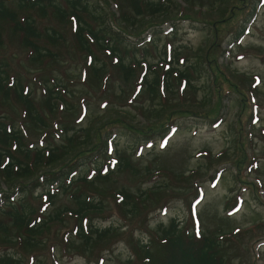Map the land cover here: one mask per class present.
Masks as SVG:
<instances>
[{
  "label": "rangeland",
  "instance_id": "1",
  "mask_svg": "<svg viewBox=\"0 0 264 264\" xmlns=\"http://www.w3.org/2000/svg\"><path fill=\"white\" fill-rule=\"evenodd\" d=\"M97 1L104 8L92 26L124 39L130 47L117 52L126 60L137 48L127 73L94 39L84 48L70 17L20 12L55 31L57 43L44 35L39 44L45 57L0 22V59L40 119L2 92L0 111L34 160L38 151L55 155L22 178L0 168V207L14 201L56 221L34 238L0 231V249L22 264H155L162 228L177 219L193 236L221 240L225 264H264V0H138L173 7L159 13L132 0ZM174 57L190 74L167 86ZM143 59L157 65L158 85L149 87L154 71ZM102 173L106 180H96ZM64 175L74 179L56 185ZM43 181L53 185L49 197L36 186ZM74 194L100 210L81 216ZM90 226L116 231L94 237Z\"/></svg>",
  "mask_w": 264,
  "mask_h": 264
},
{
  "label": "trees",
  "instance_id": "2",
  "mask_svg": "<svg viewBox=\"0 0 264 264\" xmlns=\"http://www.w3.org/2000/svg\"><path fill=\"white\" fill-rule=\"evenodd\" d=\"M132 1H136L139 8H145L144 10L148 9L156 13L173 8L172 6L167 5V3L165 4L164 1L143 2L140 3V5L138 4V0ZM102 8L104 7L97 0H0V22H8L16 33L23 36L28 47L32 49H40V54L45 57L46 51L42 50V47H40L39 44L45 37L52 43H57L58 38L55 31L47 30V32H44L43 29L38 28L34 16L32 17L27 13L20 14V12L34 11L40 13L41 15H47L48 12H54L60 17H70L78 27L79 41L84 48H88L85 44L84 38L94 39L97 47L113 54L117 59H119L122 69L127 73V71L133 68L132 66L135 63L134 61H137L138 59L137 54L134 51L135 49L137 50V48L134 46L135 49L132 47V50L130 51L134 56L131 57L132 60L129 61V58L126 60L120 53H118V50H120V46L130 47V45L125 43L124 39H120L118 36H115V32H113L110 28H104V32H102L92 26V20L97 21L101 18L100 9ZM139 14L144 13L141 12ZM44 35L46 36L44 37ZM2 40L3 33L0 28V43ZM127 51L128 49L126 52ZM175 58L176 63L173 61ZM174 59L171 61L172 66L169 63L170 66L167 76L162 78L167 86L169 80L172 79L173 76H176L180 80H186L190 74L188 73L189 69L185 64H179L181 61L178 60V57H174ZM147 61V59H143L141 62L142 65H144L148 70L151 68V70L154 71L153 73H150L148 77L150 78V82L148 81L149 87L156 86L158 85V79L161 80L156 72L157 65H153V63H149ZM11 75L10 64L6 60L0 59V92L8 98L15 97L18 99L31 114L30 118L39 120L40 118L34 115L36 106L32 100L30 91L25 89L22 81H19L16 77L11 78ZM148 78L145 79V82ZM59 87L62 88L61 85ZM7 119L8 117L6 114L0 111V168H2L4 171L3 173L6 176H10L15 179L20 177L22 178L30 173V169L41 162L40 158H42V156H47L50 160L55 158L53 152L46 153L38 151V154H35L38 160L37 158L34 160L33 155L29 152V148H27L26 140L21 129L15 124L9 122ZM128 162L129 161L126 160L123 161L121 165L122 169L128 168ZM64 176L59 177L56 185L64 186L66 181H70L71 178L74 179V175L68 176V178L67 176ZM107 177L108 176H106V174L102 173L96 177V180L105 181ZM83 180L84 177H77L74 181L84 183ZM45 182L46 181H43L42 184ZM36 186L38 190L42 191L40 192L41 197H49V188L53 187L52 184L46 182L43 186L40 184H37ZM151 189L154 191L163 188L154 186ZM25 194L26 193L21 194L22 199L27 198ZM73 199H75V204L79 207L78 212L81 216H84L86 212L91 210H100V203L97 202V204H95L94 198L88 199L87 196L82 194H74ZM132 200L133 199H130V201ZM54 222L56 221L52 219L51 222H48L45 218H37L33 209H29L28 206L23 205L22 203L17 204L12 201L0 207V231L3 233L9 234L11 229L15 231L20 230L28 236V238H34L31 236H38L46 229L49 230L50 225ZM178 222L179 221L177 219H173L169 223V226L162 228V237H160V242L164 251L155 264H225V258L220 254L219 249L221 248V240L216 241L215 238H210L207 235H203L202 237L193 236L189 234L187 230L182 229ZM114 231H116L115 228L98 229L90 226V232L95 235L94 237H106L108 236L106 234ZM81 235H83V233H81ZM13 239L16 244L19 242L21 244V242L24 241L21 236H13ZM4 250L5 251L3 252V249H0V264L21 263L18 257L13 254H8L9 252L7 249ZM148 255L150 256L149 253ZM148 259L150 260L149 257Z\"/></svg>",
  "mask_w": 264,
  "mask_h": 264
}]
</instances>
